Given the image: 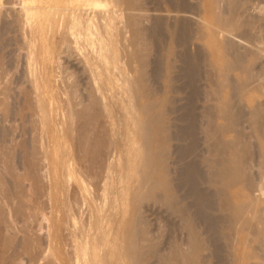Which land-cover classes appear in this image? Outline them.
Instances as JSON below:
<instances>
[{
    "label": "rangeland",
    "instance_id": "rangeland-1",
    "mask_svg": "<svg viewBox=\"0 0 264 264\" xmlns=\"http://www.w3.org/2000/svg\"><path fill=\"white\" fill-rule=\"evenodd\" d=\"M27 1L0 0V264H264V0Z\"/></svg>",
    "mask_w": 264,
    "mask_h": 264
},
{
    "label": "bare ground",
    "instance_id": "bare-ground-1",
    "mask_svg": "<svg viewBox=\"0 0 264 264\" xmlns=\"http://www.w3.org/2000/svg\"><path fill=\"white\" fill-rule=\"evenodd\" d=\"M23 1V0H22ZM30 1V3L31 2H33L32 4H25V2H26V0H25V2L23 3L24 4V6H23V9H24V16H25V18L24 19H27V23L28 22H31V21H33L35 18H36V16L38 15V9H40V8H42L44 11H45V13H46V17H48V18H52V17H54L55 18V16H56V12L58 11V10H60L59 12H63V13H59L60 15H65L66 13H68L69 11H67L66 10V12L64 11L65 9H64V7H62L61 6V3H64V1L63 0H44L45 2H44V4L46 3V5H43V6H37V5H34V2L35 1H39V4H40V1H42V0H28L27 2H29ZM63 1V2H62ZM79 1V0H78ZM97 2V1H96ZM42 3V2H41ZM88 3H92L91 1H88ZM87 3V4H88ZM93 3L95 4V2L93 1ZM99 3H101V2H99ZM230 3V1L228 2V4ZM234 3H236V2H234ZM80 4H86V3H80ZM92 5V4H91ZM97 5V4H96ZM231 6V5H230ZM234 5H232V7H233ZM22 7V6H21ZM237 7V6H236ZM66 8V7H65ZM41 9V10H42ZM52 9V10H51ZM67 9H68V7H67ZM75 9V8H74ZM73 9V10H74ZM54 10V11H53ZM72 10V11H73ZM76 10V9H75ZM43 12V11H42ZM76 11H73L72 12V14H67V15H70L69 17H70V20H69V22H70V27L71 26H76V25H80V26H83V27H85V28H87V27H89V23H87V21H85V20H82L81 18H83V17H81L80 18V14L79 13H75ZM99 12V11H98ZM44 13V14H45ZM71 13V12H70ZM80 13H82V12H80ZM105 13V12H104ZM53 14H55L54 16H53ZM82 15V14H81ZM60 17V16H59ZM62 17V16H61ZM89 17H91V16H89ZM233 17V16H232ZM104 18V17H103ZM102 18V19H103ZM109 18H110V15H109ZM230 18H231V16H230ZM229 18V19H230ZM23 19V18H22ZM49 19V20H50ZM85 19V18H84ZM221 19V18H220ZM97 20V19H96ZM114 20V19H113ZM222 20V19H221ZM232 20V19H231ZM23 21V20H22ZM111 21H112V19H111ZM227 21V20H226ZM225 22V21H224ZM229 22V21H228ZM236 22V21H235ZM24 23V22H23ZM60 23V22H59ZM92 23V22H91ZM104 23V22H103ZM108 23V22H107ZM221 23H223V22H221ZM32 24V23H31ZM31 24H30V26H31ZM67 24V23H66ZM94 24V23H93ZM111 24V23H110ZM231 24V23H230ZM239 24H241V23H239ZM28 25V24H27ZM65 25V24H64ZM98 25V24H97ZM33 26H34V24H33ZM100 26H102V25H100ZM104 26H105V24H104ZM229 26H231V25H229ZM32 28V27H31ZM69 28V27H68ZM85 28H83V30L85 31ZM91 28V27H90ZM89 28V29H90ZM94 28V27H93ZM97 28H99L98 26H97ZM109 28V27H108ZM107 28V29H108ZM61 29H63V28H61ZM114 29V28H113ZM79 30V29H78ZM200 32V31H199ZM34 33H35V30H34ZM76 33V32H75ZM80 33V32H79ZM78 33V34H79ZM202 33V32H201ZM204 33V32H203ZM31 34V33H30ZM29 34V35H30ZM83 34V33H82ZM81 34V35H82ZM99 34V33H98ZM101 34V33H100ZM113 34V33H112ZM80 35V36H81ZM109 35V34H108ZM27 36H28V34H27ZM72 36V35H71ZM85 36V35H84ZM87 36V35H86ZM29 37V36H28ZM32 37V36H31ZM34 37H35V35H34ZM47 37V36H46ZM75 37V36H74ZM91 37V36H90ZM111 37V36H110ZM36 38V37H35ZM71 38V37H70ZM77 38V37H76ZM96 38V37H95ZM105 38V37H104ZM29 39H31V38H29ZM28 39V40H29ZM87 39V38H86ZM100 39V38H99ZM98 39V40H99ZM102 39V38H101ZM33 40V39H32ZM32 40H30L31 41V43H32ZM76 41V40H75ZM107 41V40H106ZM29 42V41H28ZM79 42V41H78ZM31 43H29L30 45H31ZM99 43V42H98ZM27 44V43H26ZM33 44H35V42L34 43H32V45ZM80 44V43H79ZM82 44V43H81ZM99 44H101V43H99ZM29 45V46H30ZM32 45L30 46V47H32ZM36 45V44H35ZM78 45V44H77ZM92 45H94L93 43H92ZM75 46V45H74ZM103 46V45H102ZM129 46V45H128ZM26 47V46H25ZM80 47V46H79ZM82 47V46H81ZM99 47V46H98ZM33 48H34V46H33ZM93 48V47H92ZM97 48V47H96ZM96 48H94V49H96ZM109 48V47H108ZM106 49H107V47H106ZM29 50V49H28ZM32 50V49H31ZM87 50V49H86ZM102 50V49H101ZM96 51V50H95ZM229 51V50H228ZM28 52H30V51H28ZM28 52H27V55H28ZM90 52V51H89ZM104 52V51H103ZM110 52V51H109ZM31 53V55H32V51L30 52ZM30 53H29V56H31L30 55ZM86 53V52H85ZM93 53V52H92ZM91 53V54H92ZM102 53V52H101ZM209 53V52H208ZM96 54V53H95ZM99 54V53H98ZM110 54H111V52H110ZM109 54V55H110ZM26 55V56H27ZM35 56V55H34ZM38 56V55H37ZM86 56V55H85ZM88 56H89V54H88ZM110 56H112V55H110ZM109 56V58H111ZM96 57H97V55H96ZM28 58H30V57H28ZM31 58H32V56H31ZM30 58V59H31ZM86 57H84L83 59H85ZM234 58V57H233ZM236 58V57H235ZM243 58V57H242ZM257 58V57H256ZM30 59H29V61H30ZM35 58L33 57V59L32 60H34ZM115 59V58H114ZM247 59V58H246ZM27 60V59H26ZM35 60H37V59H35ZM35 60H34V62H35ZM87 60H89V59H87ZM86 60V61H87ZM90 60H91V58H90ZM97 60V59H96ZM237 60V59H236ZM25 61V60H24ZM28 61V62H29ZM94 61H95V59H94ZM98 61V60H97ZM96 61V62H97ZM100 61V60H99ZM247 61V60H246ZM256 62V61H255ZM36 63V62H35ZM88 62H86V64H87ZM230 63V62H229ZM238 63H239V61H238ZM29 64V63H28ZM37 64V63H36ZM89 64H90V62H89ZM96 64V63H95ZM101 64H102V62H101ZM225 64V63H224ZM233 64V63H232ZM33 65H34V63H33ZM227 65V64H226ZM226 65H224L225 67H226ZM250 65V64H249ZM27 66V65H26ZM31 66H32V64H30L29 65V67H30V69H31ZM96 66V65H95ZM102 66V65H101ZM211 66H212V64H211ZM229 66V65H228ZM240 66H241V64H240ZM245 66V65H244ZM252 66V65H251ZM32 67H34V66H32ZM38 67V66H37ZM94 67V66H93ZM97 67H98V64H97ZM104 67V66H103ZM225 67H224V70H226L225 69ZM234 67V66H233ZM236 67V66H235ZM239 67V66H238ZM241 67H243V66H241ZM35 68V67H34ZM34 68L32 69V71H33V73H34ZM92 68V67H91ZM106 67H104L103 69H105ZM222 68V67H221ZM230 68V67H229ZM228 67H227V69H229ZM237 68V67H236ZM247 68V67H246ZM249 68V67H248ZM247 68V69H248ZM28 70L29 72L31 71V70ZM94 69V68H93ZM101 69V68H100ZM245 69V68H244ZM263 69V68H262ZM95 70V69H94ZM98 71L97 72H99V69H97ZM208 70V69H207ZM222 70V69H221ZM220 70V71H221ZM31 71V72H32ZM89 71V70H88ZM105 71H106V69H105ZM227 71V70H226ZM225 71V72H226ZM248 71V70H247ZM206 72V71H205ZM222 72H224V71H222ZM249 72V71H248ZM90 73V72H89ZM95 73V72H94ZM94 73H92V74H94ZM209 73V72H208ZM221 74V73H220ZM227 74V73H226ZM246 74H247V72H246ZM41 75V74H40ZM96 75H98L97 73H96ZM107 75V74H106ZM127 75V74H126ZM134 75V74H133ZM208 75H210V74H208ZM211 75H213V74H211ZM230 75V74H229ZM31 76V75H30ZM92 76V75H91ZM125 76V75H124ZM201 76V75H200ZM221 76H225V74L223 75V74H221ZM33 77H34V75H33ZM39 77V76H38ZM43 77V76H42ZM212 77V76H211ZM217 77V76H216ZM32 78V77H31ZM40 78V77H39ZM97 78V77H96ZM107 78V80H109L108 79V77H106ZM106 78L104 79V80H106ZM36 79V78H35ZM123 79H124V77H123ZM122 79V80H123ZM129 79H130V77H129ZM134 79V78H133ZM132 79V80H133ZM208 79V78H207ZM206 79V80H207ZM233 79V78H232ZM240 79H242V78H240ZM247 79V78H246ZM245 79V80H246ZM264 79V78H263ZM37 80H38V78H37ZM93 80V79H92ZM221 80H223L224 81V79L223 78H221ZM228 80V79H227ZM236 80V79H235ZM238 80V79H237ZM97 81V80H96ZM98 81H100V80H98ZM97 81V82H98ZM135 81V80H134ZM220 83L222 82V81H220V79L218 80ZM217 81V82H218ZM242 82H243V80H241ZM241 81H240V83H241ZM254 81V80H253ZM32 82H34V81H32ZM37 82V81H36ZM41 82V81H40ZM94 82H95V80H94ZM93 82V83H94ZM136 82V81H135ZM210 82H211V80H210ZM239 82V81H238ZM237 82V83H238ZM251 82V81H250ZM109 83V82H108ZM224 83V82H223ZM245 83V82H244ZM247 83V82H246ZM245 83V85L244 84H242V86L244 85V86H246L247 84ZM252 83V82H251ZM32 84V83H31ZM137 84V83H136ZM214 84V83H213ZM216 84V83H215ZM38 85V84H37ZM110 85H111V83H110ZM217 85H218V83H217ZM238 85V84H237ZM253 85H254V83H253ZM35 86V89L37 88V86L36 85H34ZM242 86L240 85V87L242 88ZM243 86V87H244ZM250 86V85H249ZM197 87V86H196ZM252 87V86H251ZM98 88V87H97ZM240 88V89H241ZM250 88V87H249ZM255 88H257V86L255 87ZM107 89V88H106ZM237 89V88H236ZM245 89V88H244ZM248 89V88H247ZM99 90V89H98ZM102 90V89H101ZM221 90V89H220ZM261 90V89H260ZM33 91V90H32ZM230 91V90H229ZM257 91H258V89H257ZM34 92V91H33ZM33 92H32V94H33ZM260 92V91H259ZM101 93V92H100ZM213 93V92H212ZM214 94V93H213ZM243 94V93H242ZM130 96V95H129ZM216 96V95H215ZM43 97V96H42ZM100 97V96H99ZM102 97V96H101ZM104 97V96H103ZM239 98H240V96H239ZM40 99V98H39ZM100 99V98H99ZM217 99V98H216ZM41 101H43V99L41 100ZM50 101V100H49ZM54 101V100H53ZM104 101V100H103ZM36 102V101H35ZM38 102V101H37ZM105 102V101H104ZM154 102V101H153ZM229 102V101H228ZM39 103V102H38ZM42 103V102H41ZM50 103V102H49ZM144 103V102H143ZM223 103V102H222ZM104 104V103H103ZM105 104H106V102H105ZM141 104V103H140ZM146 105H147V103H145ZM151 104V103H150ZM38 105V104H37ZM47 105H49V104H47ZM47 105H45V106H47ZM145 105V106H146ZM205 105V104H204ZM42 106V105H41ZM217 106V105H216ZM39 107H40V104H39ZM43 107V106H42ZM48 107V106H47ZM104 108H105V105H104ZM225 108H227V107H225ZM225 108H223L224 109V111H225ZM245 108V107H244ZM254 108V107H253ZM38 109V108H37ZM45 109V108H44ZM51 109V108H50ZM50 109H48V111L50 110ZM140 109V108H139ZM206 109V108H205ZM46 110V109H45ZM106 110V109H105ZM109 110V109H108ZM136 110V109H135ZM158 110V109H157ZM227 110V109H226ZM41 111V110H40ZM63 111V110H62ZM211 111V110H210ZM223 111V112H224ZM50 112V111H49ZM130 112V111H129ZM138 112V111H137ZM153 112V111H152ZM209 112V111H208ZM226 112H228V111H226ZM46 113V112H45ZM109 113V112H108ZM111 113V112H110ZM155 113V112H154ZM211 113V112H210ZM131 114V113H130ZM152 114V113H151ZM194 114V113H193ZM224 114H226V115H228L227 113H225L224 112ZM237 114H239V113H237ZM44 115V114H43ZM212 115V114H211ZM220 115H222L221 113H220ZM226 115H225V117H226ZM244 115V114H243ZM242 115V116H243ZM253 115V114H252ZM110 116V115H109ZM108 116V118H110ZM112 116V115H111ZM145 116V115H144ZM158 116V115H157ZM217 116V115H216ZM223 116V115H222ZM228 116H230V115H228ZM40 117H41V115H40ZM47 117H48V115H47ZM114 117V116H113ZM131 117H132V115H131ZM232 117V119H233V116H231ZM42 118H44V117H42ZM48 118H50V116L48 117ZM136 118V117H135ZM144 118V117H143ZM157 118V117H156ZM227 118H229V117H227ZM44 119H46V118H44ZM44 119H42V120H44ZM147 120V119H146ZM244 120V119H243ZM251 120V119H250ZM41 121V120H40ZM135 121V120H134ZM159 121V120H158ZM211 121V120H210ZM213 121V120H212ZM227 121H229V120H227ZM144 122V121H143ZM156 122V121H155ZM160 122V121H159ZM43 123V122H42ZM212 123V122H211ZM210 123V124H211ZM221 123V122H220ZM230 123H231V121H230ZM229 123V124H230ZM239 123V122H238ZM244 123V122H243ZM45 124V123H44ZM142 124V123H141ZM145 124V123H144ZM208 124V123H207ZM228 124V123H227ZM227 124H226V126H227ZM240 124V123H239ZM251 124V123H250ZM146 125V124H145ZM153 125V124H152ZM158 125V124H157ZM212 125H214V124H212ZM47 126V125H46ZM160 126V125H159ZM44 127V126H43ZM139 127V126H138ZM145 127H147V126H145ZM144 127V128H145ZM157 127V126H156ZM197 127V126H196ZM216 127H217V125H216ZM221 127H223V126H221ZM230 127V126H229ZM44 128H46V127H44ZM147 128H150V127H147ZM207 127H205V129H206ZM220 128V127H219ZM219 128H216V129H219ZM227 128V127H226ZM234 128H236V127H234ZM213 129V128H212ZM222 129V128H221ZM241 129V128H240ZM252 129V128H251ZM203 130V129H202ZM223 130H226V129H223ZM146 130H144V132H145ZM147 131H148V129H147ZM197 132V131H196ZM212 132V131H211ZM217 132V131H216ZM152 133V132H151ZM236 133H238V132H236ZM60 134V133H59ZM147 134V133H146ZM206 134V133H205ZM246 134V133H245ZM256 134V133H255ZM260 134V133H259ZM149 135V134H148ZM215 135V134H214ZM209 136V135H208ZM216 136V135H215ZM212 137V136H211ZM234 137H237L236 135L234 136ZM239 137V136H238ZM60 138V137H59ZM209 138V137H208ZM210 140V139H209ZM231 140V139H230ZM229 140V141H230ZM235 139H232V144L234 145H232V144H230V146L232 145L233 147H236L237 149V151L238 152H236V150L234 151V153H235V155H234V153H233V157L231 158V156H229L228 157V159H226V162H225V165H224V167H223V171L221 172V177H223V175L225 176V181H223V184H226V185H233V184H238L240 181H242V180H246V181H249V180H247V176H246V174H245V170H244V162H243V159H244V155L246 154V144H239V141H234ZM239 140H240V138H239ZM242 140V139H241ZM218 141V140H217ZM225 141V140H224ZM223 141V142H224ZM197 143V142H196ZM214 143V142H213ZM225 143V142H224ZM228 143V142H227ZM154 144V143H153ZM229 144V143H228ZM143 145V144H142ZM141 145V146H142ZM145 145H147V144H145ZM160 145V144H159ZM148 146V145H147ZM152 146V145H151ZM228 146V145H227ZM146 147V146H145ZM144 147V148H145ZM158 147V146H157ZM222 147V146H221ZM233 147H232V150H233ZM219 148V147H218ZM217 148V149H218ZM149 149V148H148ZM157 149V148H156ZM209 149V148H208ZM216 149V150H217ZM225 149V148H224ZM230 149V148H229ZM146 150H147V148H146ZM158 150V149H157ZM194 150V149H193ZM215 150V151H216ZM143 151H145V149L143 150ZM160 151H162V149L160 150ZM212 152H213V150H212ZM211 152V153H212ZM217 152V151H216ZM149 153V152H148ZM153 153V152H152ZM161 153V152H160ZM220 154V153H219ZM215 155V154H214ZM156 156V155H155ZM154 156V157H155ZM216 156V155H215ZM223 156V155H222ZM221 156V157H222ZM225 156V155H224ZM147 157H149V156H147ZM207 157V156H206ZM145 158H146V155H145ZM212 158V157H211ZM218 158V157H217ZM226 158V157H225ZM147 159V158H146ZM152 159V158H151ZM204 159H205V157H204ZM213 159V158H212ZM215 159V158H214ZM224 159V158H223ZM223 159H221V160H223ZM261 159V158H260ZM148 160V159H147ZM150 160V159H149ZM154 160V159H153ZM217 160V159H216ZM215 161V160H214ZM213 161V162H214ZM225 161V160H224ZM245 161V160H244ZM141 162V161H140ZM246 162V161H245ZM153 163V162H152ZM70 164V163H69ZM147 164H149V163H147ZM154 164H155V162H154ZM206 164V163H205ZM212 164V163H211ZM146 165V164H145ZM68 166H70V165H68ZM220 166V165H219ZM157 167V166H156ZM194 167V166H193ZM69 168H71V167H69ZM196 168V167H195ZM218 169H219V167H217ZM156 169V168H155ZM209 169H211V168H209ZM141 171V170H140ZM196 171V170H195ZM211 171V170H210ZM216 171H219V170H217L216 169ZM149 172V171H148ZM151 172V171H150ZM213 173V172H212ZM212 173H211V175H212ZM216 173H218V176H219V172H216ZM143 174V173H142ZM193 174H194V169H193ZM248 175V174H247ZM149 177V176H148ZM155 177V176H154ZM211 177V176H210ZM217 177V176H216ZM215 178V177H214ZM224 178V177H223ZM250 178V177H249ZM155 180V179H154ZM211 180V179H210ZM214 180V179H213ZM216 181V180H215ZM82 182V181H81ZM210 182V181H209ZM159 183V182H158ZM245 183V182H244ZM248 184H249V182H247ZM222 184V183H221ZM246 184V183H245ZM84 185V184H83ZM251 185V184H250ZM222 186V185H221ZM249 186V185H248ZM247 186V188H249ZM85 187V186H84ZM223 187V186H222ZM230 187V186H229ZM222 191V190H221ZM262 192V191H261ZM223 193H226V192H224V190H223ZM263 193H264V189H263ZM252 194V193H251ZM250 195V194H249ZM222 196V195H221ZM252 196H253V194H252ZM198 198V197H197ZM203 200V199H202ZM231 201V200H230ZM249 201V200H248ZM248 201L247 200H245V199H243L242 197L240 198V200H238L237 201V203L236 204H234L233 206L235 207V208H233V209H235L236 211H237V223H235V224H238V222L239 221H241V219L243 220L244 218H242V215H243V211L247 208V206L248 207H250V205L248 204ZM222 202V201H221ZM232 203V202H231ZM228 205V204H227ZM195 206V205H194ZM253 206V205H252ZM232 208V207H231ZM253 208V207H252ZM94 210V209H93ZM257 210H258V208H257ZM248 211H250V210H248ZM247 211V212H248ZM263 211V210H262ZM244 214H247L246 212H244ZM257 215V214H256ZM232 217V216H231ZM246 217V216H245ZM248 217V216H247ZM260 217V216H259ZM263 217V216H262ZM264 219V218H263ZM245 220V219H244ZM243 220V221H244ZM262 220V219H261ZM231 222V221H230ZM245 222V221H244ZM246 222H247V220H246ZM240 223V222H239ZM99 224V223H98ZM232 224L234 225V223L232 222ZM230 225V224H229ZM228 225V226H229ZM234 227V226H233ZM103 228V227H102ZM229 228V227H228ZM231 228V227H230ZM239 228V227H238ZM241 228V227H240ZM249 228V227H248ZM100 229V228H99ZM105 229V228H104ZM107 229V228H106ZM105 229V230H106ZM234 229H236V227L234 228ZM264 229V228H263ZM85 230V229H84ZM132 231V230H131ZM85 232V231H84ZM83 232V233H84ZM233 232V231H232ZM251 232V231H250ZM257 232H258V230H257ZM91 233V232H90ZM106 233V232H105ZM231 233V232H230ZM236 233V232H235ZM93 234H95V233H93ZM232 234V233H231ZM234 235V234H233ZM232 235V236H233ZM82 236V235H81ZM90 236V235H89ZM99 236V235H98ZM98 236L96 237V238H98ZM104 236V235H103ZM87 237V236H86ZM102 237V236H101ZM100 237V238H101ZM121 237V236H120ZM96 238H94V239H96ZM108 239V238H107ZM262 239V238H261ZM80 240V239H79ZM89 240V239H88ZM103 240V239H102ZM251 240V239H250ZM97 240H95V242H96ZM105 241V240H104ZM231 241V240H230ZM247 241V240H246ZM91 242V241H90ZM101 242V241H100ZM100 242H99V244H100ZM77 243V242H76ZM116 243V242H115ZM102 244V243H101ZM96 245V244H95ZM106 245V244H105ZM74 246V245H73ZM82 246V245H81ZM84 246V245H83ZM110 246V245H109ZM96 247H98V245L96 246ZM95 247V248H96ZM120 247V246H119ZM121 247H122V245H121ZM89 248V247H88ZM91 248V250H92V247H90ZM93 249V251H91L90 249H88V250H90L91 252H89V254L87 253V255H88V257L89 258H85V254H84V252L82 253V251H84L86 248L85 247H83V249L84 250H81L80 252L83 254V256H84V258H85V260L86 259H88V261H83L82 263L83 264H88V263H90V264H100V260L99 259H102V257L100 258V257H98L99 256V254L97 253V250L96 249ZM118 248V247H117ZM78 249H79V247H78ZM77 249V250H78ZM99 249H100V247H99ZM254 249V248H253ZM96 250V251H95ZM127 250H128V248H127ZM115 251V250H114ZM85 252H87V250L85 251ZM110 252V251H109ZM123 252V251H122ZM251 252V251H250ZM254 252V251H253ZM114 253V252H113ZM255 253V252H254ZM104 254V253H103ZM250 254H252V253H250ZM122 255V254H121ZM126 255V254H125ZM256 255V254H255ZM101 256H102V254H101ZM104 256V255H103ZM116 256V255H115ZM251 256V255H250ZM257 256H258V253H257ZM77 257V256H76ZM106 257V256H105ZM108 257H110V256H108ZM119 257V256H118ZM125 257V256H124ZM259 257V256H258ZM128 258V257H127ZM197 258V257H196ZM81 259V258H80ZM109 260V259H108ZM125 260H127V259H125ZM260 260V259H259ZM262 260V259H261ZM82 261V260H81ZM123 261V260H122ZM191 261H193V260H191ZM105 262V261H104ZM101 263L103 264V260H101ZM120 263V262H119ZM127 263V262H126ZM120 264H122V263H120Z\"/></svg>",
    "mask_w": 264,
    "mask_h": 264
}]
</instances>
